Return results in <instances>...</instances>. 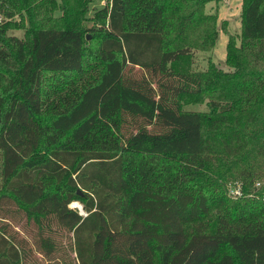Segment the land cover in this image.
I'll list each match as a JSON object with an SVG mask.
<instances>
[{"label":"trees","instance_id":"16d2710c","mask_svg":"<svg viewBox=\"0 0 264 264\" xmlns=\"http://www.w3.org/2000/svg\"><path fill=\"white\" fill-rule=\"evenodd\" d=\"M86 1L0 0V264H264V0H241L227 69L195 71L208 0H109L89 27ZM114 111L116 147L94 149Z\"/></svg>","mask_w":264,"mask_h":264},{"label":"rangeland","instance_id":"374dc122","mask_svg":"<svg viewBox=\"0 0 264 264\" xmlns=\"http://www.w3.org/2000/svg\"><path fill=\"white\" fill-rule=\"evenodd\" d=\"M108 2L109 0H87L85 3V10L82 15L81 24L85 27H89L90 25H92V19L95 12L103 7H106L108 5ZM240 9L241 0H208L203 5V10L205 13L215 15V26L217 28L218 35L214 46L209 51H193L192 60L190 59L189 67L192 71L205 69L208 60L212 61L218 68L222 70L227 69L224 63L225 43L227 37L231 36L235 41V44H238L240 33ZM58 15H60V11H53V16ZM1 19L2 16L0 15V20ZM8 20L16 23L20 21V17L18 14H15ZM24 22L25 20L23 21V23ZM7 33L17 37H21L23 30L21 28H10L8 29ZM86 37H90V32L86 31ZM185 64L186 62H181L177 65V68L182 69L183 65L185 66ZM130 73L132 76H137V68L132 69ZM181 108L183 110L206 113L208 111L207 98L200 96H184L181 98ZM88 138L91 146L94 149H113L114 147H116L117 112L114 111L104 117L97 118L95 120L93 128L88 133ZM235 183L240 184V181L234 180L228 182L226 183V188H231L233 185H235ZM74 203H77L78 205H75ZM79 205V202L73 201L68 204V207L76 209L79 214H82L83 211L80 212V210L78 209ZM3 221H6L10 224V228L18 234V237H22L25 239V241L31 242V228L29 229L28 227L30 226L24 223L23 217L15 216L14 218H9ZM57 231L58 233H60V235L57 237V240L62 247V251L64 249V252H60V259L62 257H65L66 260H69V257L73 258L74 254L67 251L68 239L66 238V236L68 233L65 231V229L61 228L57 229Z\"/></svg>","mask_w":264,"mask_h":264},{"label":"built area","instance_id":"2783aa9c","mask_svg":"<svg viewBox=\"0 0 264 264\" xmlns=\"http://www.w3.org/2000/svg\"><path fill=\"white\" fill-rule=\"evenodd\" d=\"M228 194L231 196V197H237L240 195V184H236L233 185L231 188L228 189Z\"/></svg>","mask_w":264,"mask_h":264},{"label":"water","instance_id":"95a60500","mask_svg":"<svg viewBox=\"0 0 264 264\" xmlns=\"http://www.w3.org/2000/svg\"><path fill=\"white\" fill-rule=\"evenodd\" d=\"M76 193L80 194V191L79 190H76ZM78 209L80 210V212L82 211L81 205L78 206ZM82 214H83V212H82Z\"/></svg>","mask_w":264,"mask_h":264},{"label":"crops","instance_id":"0c3cea01","mask_svg":"<svg viewBox=\"0 0 264 264\" xmlns=\"http://www.w3.org/2000/svg\"><path fill=\"white\" fill-rule=\"evenodd\" d=\"M75 205H78L77 203H74Z\"/></svg>","mask_w":264,"mask_h":264}]
</instances>
